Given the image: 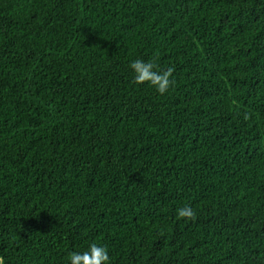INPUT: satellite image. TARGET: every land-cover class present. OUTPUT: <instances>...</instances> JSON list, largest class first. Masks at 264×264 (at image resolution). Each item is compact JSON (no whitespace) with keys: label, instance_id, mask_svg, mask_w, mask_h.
<instances>
[{"label":"trees","instance_id":"trees-1","mask_svg":"<svg viewBox=\"0 0 264 264\" xmlns=\"http://www.w3.org/2000/svg\"><path fill=\"white\" fill-rule=\"evenodd\" d=\"M136 59L175 83H136ZM92 243L264 264V0H0V257Z\"/></svg>","mask_w":264,"mask_h":264},{"label":"clouds","instance_id":"clouds-1","mask_svg":"<svg viewBox=\"0 0 264 264\" xmlns=\"http://www.w3.org/2000/svg\"><path fill=\"white\" fill-rule=\"evenodd\" d=\"M130 67L136 73L135 82L138 84L150 83L158 93L165 94L169 87L175 83L171 79L174 68L169 67L163 71H155L157 67L153 62H146L142 59L133 60ZM245 118H249L247 115ZM195 220L196 212L191 205H184L177 209V219ZM70 264H108L109 254L106 247L92 243L87 251H74L69 254ZM0 264H4L3 257H0Z\"/></svg>","mask_w":264,"mask_h":264}]
</instances>
